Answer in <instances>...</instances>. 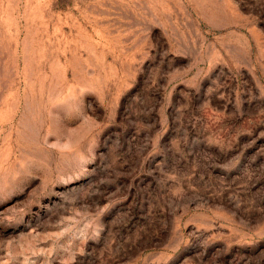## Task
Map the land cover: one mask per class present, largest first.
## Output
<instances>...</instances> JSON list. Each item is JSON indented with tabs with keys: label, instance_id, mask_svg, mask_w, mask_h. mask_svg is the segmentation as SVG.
<instances>
[{
	"label": "rangeland",
	"instance_id": "obj_1",
	"mask_svg": "<svg viewBox=\"0 0 264 264\" xmlns=\"http://www.w3.org/2000/svg\"><path fill=\"white\" fill-rule=\"evenodd\" d=\"M0 264H264V0H0Z\"/></svg>",
	"mask_w": 264,
	"mask_h": 264
}]
</instances>
